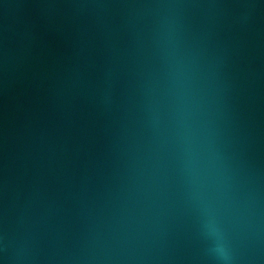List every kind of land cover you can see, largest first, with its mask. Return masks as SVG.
Returning a JSON list of instances; mask_svg holds the SVG:
<instances>
[{
    "label": "water",
    "instance_id": "95a60500",
    "mask_svg": "<svg viewBox=\"0 0 264 264\" xmlns=\"http://www.w3.org/2000/svg\"><path fill=\"white\" fill-rule=\"evenodd\" d=\"M0 264H264V0H0Z\"/></svg>",
    "mask_w": 264,
    "mask_h": 264
}]
</instances>
